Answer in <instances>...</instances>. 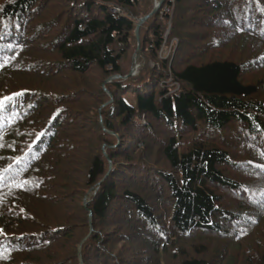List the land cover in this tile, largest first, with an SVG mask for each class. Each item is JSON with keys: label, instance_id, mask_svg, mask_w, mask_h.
<instances>
[{"label": "trees", "instance_id": "obj_1", "mask_svg": "<svg viewBox=\"0 0 264 264\" xmlns=\"http://www.w3.org/2000/svg\"><path fill=\"white\" fill-rule=\"evenodd\" d=\"M172 4L154 12L151 0H0V57L9 58L0 97L19 94L0 111V264H163L164 254L169 264H217L223 249L209 257L196 239L238 243L243 219L250 226L264 214V79H243L264 69V53L242 63L184 62L233 35L264 46V0ZM164 6L173 8L170 38L180 42L170 66L153 63L169 21ZM134 17H148L139 41ZM133 41L141 47L134 76ZM95 69L109 94L98 119L77 108ZM168 70L178 89L162 82ZM45 75L66 87L45 90ZM75 187L85 198L90 191L83 205ZM227 195L237 205H223ZM76 203L84 219L71 213ZM259 250L241 264H264Z\"/></svg>", "mask_w": 264, "mask_h": 264}, {"label": "rangeland", "instance_id": "obj_2", "mask_svg": "<svg viewBox=\"0 0 264 264\" xmlns=\"http://www.w3.org/2000/svg\"><path fill=\"white\" fill-rule=\"evenodd\" d=\"M163 1L164 0H160V2L157 0H151V7L154 6L153 11L155 10L156 6H157V9L155 11H157L161 7V3H163ZM170 1H171V3L174 4V0H170ZM165 7L166 6L163 7L162 12L169 16V21L165 22L166 25L164 27L165 28L164 30H166V31L164 34V42H163L161 48L157 52L158 61H157V63L156 62H153V63L155 65H158L159 62H161V61H167L168 66H170V64L172 63V60H173V56L175 55V51L179 47L180 42H179V39L175 36L170 38V31H171V28L173 27V25H172L173 22H171V21L174 18L173 8L171 7L170 9H168L167 7L166 8ZM140 8L142 10L137 8V12L139 13L138 17L143 15V12H144L143 10L145 9L142 6ZM110 10L113 13H115V12H119L120 14L124 13L123 11H119L115 8H112ZM172 15H173V17H172ZM181 15H182L181 19L189 20L186 16V13H182ZM138 17L133 18V21L136 24L135 37H136L137 41L140 40L139 39L140 30L144 27V31H145L146 30L145 27H146V25H148L145 23V21L148 17H145L146 19L142 18L145 20L140 25H139V22L142 19H138ZM188 17H190V16H188ZM188 29H191V27H188ZM136 30H137V36H136ZM230 37H232V38H230V39L228 38L229 40L227 39L221 48L216 49L214 51L207 52V54L201 60L197 61V59L191 57L190 54H186V55H184V62L187 64L190 61H192V62L196 61V63H201V62L204 63V62L210 61L211 59H218V60H230L233 62L242 63V62L247 61L250 57H252V55H259V54L264 53V46H262L257 41L250 40L247 38H238L235 35L230 36ZM136 47H137V50H139V52L136 50ZM184 50H186V49H184ZM136 51L138 53H141V47L138 46L136 41H133L132 46H131V51L129 52L131 62H132V56L136 53ZM185 52H187V51H185ZM250 53H253V54H250ZM191 58H192V60H191ZM131 66L132 67L134 66V68L132 69V72H131V75L134 76L137 73L139 65L132 62ZM171 74H172L171 70H168L167 71L168 79L166 81H162V82H167V84L170 87H175L176 89H178V86L174 82H172ZM19 76L21 77L22 75H19ZM243 77H244L243 79L245 82L255 84L258 81H261L264 79V69L260 72L248 73V74L244 75ZM43 78L45 79V90H47V91L58 93V92L62 91L63 87H66L63 79H61L59 76L53 75L50 77H46V75H45V76H43ZM88 78H89L88 84H85V86H84L86 95L78 103L77 108L81 109V108L87 106L88 109L91 111V113H90V111H85V112L86 113L89 112L90 114H95L96 111L98 112V109H99L98 106H99L100 100L102 98V93L103 94L105 93L107 95H109V94L106 91V89H103L104 92L100 89L101 84H102L104 79H103L102 74L98 70L95 69L89 75ZM116 79H119V76L110 77L106 80L105 83H110V84H108V86L112 85L115 81H117ZM103 88H104V86H103ZM97 94H100L98 99H96ZM107 95H106V98H107ZM129 96L132 98H128ZM133 96H134V94H132V93H128V96H126L127 100L130 103L134 102ZM263 98H264V96H263ZM96 114H95L94 118L98 119V117H96ZM118 122L120 124H124L126 122V119L124 117H122L118 120ZM140 123H145L144 119H141ZM94 129L89 135H92L94 132H97L96 129L95 130ZM109 136L111 137V142H116L117 145L120 143V141L118 140L119 137H117V135H114L115 137L112 135H109ZM86 143H90V142L87 140ZM94 143L98 145V142L96 140H94ZM75 167H76V169H78L77 166H75ZM79 169L82 171V167H79ZM238 175H240V174L238 173ZM80 176H82V174H80V173L75 175V178H73L74 183L77 182V179ZM245 176H246L247 180L251 178V176H249L248 174H245L244 178H245ZM75 188L77 191L75 190ZM75 188H73V190H72V192H73L72 194L75 195L73 200H76V201L78 200L79 202L81 201V203L82 202L85 203L86 198H87L88 194L90 193V191L89 190L86 191V194H85L86 198H85L84 193L78 192L79 189L77 187H75ZM66 191H68V189ZM23 197L26 198L25 196H23ZM229 200H231L229 198V196L228 195H227V197L225 196V200L222 202L223 205H226L227 207H228L229 203L237 205L236 202H232ZM73 202L74 201H72L70 203L71 206L73 205ZM83 203H82V205H83ZM54 206H55V209H57L59 207L58 205H54ZM60 209L62 212L65 208H60ZM72 210L73 211L71 213H73V215H75L74 216L75 218H78V217L83 218L84 213L82 214V212H80V206L78 203H76L75 206L72 207ZM257 215L259 216L258 218H255V216H253L254 217L253 221H255V224L250 225V226H249L248 219H243V221L241 222V228L248 229V230L246 232V236L240 238L238 243H235V240H233V242H231L228 239L216 238V237H214V238L213 237H205L206 238L205 240L196 239L195 242H196V244H200V245L202 244V245L206 246V248L209 251V257H211L217 251H222V250H220V248L223 249V251H224L223 259L222 260L218 259L219 261L217 264H234V263L235 264H241L243 262V260L248 256L247 253H249L251 251L256 253V251H260L259 248L264 245V214L263 215L257 214ZM89 223H91V222L89 221ZM76 224H81V223L79 222ZM91 225L92 224H90V229L85 228V233L89 232V234H90L92 232L93 225L92 226ZM253 230H254V232L252 233ZM256 243H258L257 246H256ZM58 249L59 248H53L51 250H56L57 252H59ZM169 256H170V254L162 255V257H163L162 263L163 264L164 263L169 264L171 262L170 261L171 258H169ZM226 257H232V260L226 261ZM212 263H214V261H212ZM66 264H82V262L79 260L77 262L68 261Z\"/></svg>", "mask_w": 264, "mask_h": 264}, {"label": "snow or ice", "instance_id": "obj_3", "mask_svg": "<svg viewBox=\"0 0 264 264\" xmlns=\"http://www.w3.org/2000/svg\"><path fill=\"white\" fill-rule=\"evenodd\" d=\"M9 58L6 57H0V67L5 66L7 63V60ZM19 94H13L12 96H3L0 97V111L5 110L6 108L9 107V105L14 106L15 105V100H16V96ZM43 135H45V133H41L40 136L42 137ZM12 167V165H9L8 168L10 169ZM8 169H5L4 171H7ZM3 181V176L0 175V182ZM27 183V182H25Z\"/></svg>", "mask_w": 264, "mask_h": 264}, {"label": "water", "instance_id": "obj_4", "mask_svg": "<svg viewBox=\"0 0 264 264\" xmlns=\"http://www.w3.org/2000/svg\"><path fill=\"white\" fill-rule=\"evenodd\" d=\"M156 9H157V6H156L155 10H156ZM155 10H154V11H155ZM145 19H146V18H145ZM145 19L140 20L139 25L142 24L143 21H144ZM136 36H137V30H136Z\"/></svg>", "mask_w": 264, "mask_h": 264}, {"label": "bare ground", "instance_id": "obj_5", "mask_svg": "<svg viewBox=\"0 0 264 264\" xmlns=\"http://www.w3.org/2000/svg\"><path fill=\"white\" fill-rule=\"evenodd\" d=\"M251 81V80H250Z\"/></svg>", "mask_w": 264, "mask_h": 264}, {"label": "built area", "instance_id": "obj_6", "mask_svg": "<svg viewBox=\"0 0 264 264\" xmlns=\"http://www.w3.org/2000/svg\"><path fill=\"white\" fill-rule=\"evenodd\" d=\"M118 10V9H117Z\"/></svg>", "mask_w": 264, "mask_h": 264}]
</instances>
